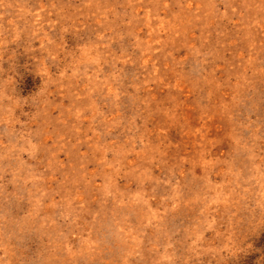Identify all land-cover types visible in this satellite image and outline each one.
Returning <instances> with one entry per match:
<instances>
[{"label":"rangeland","instance_id":"rangeland-1","mask_svg":"<svg viewBox=\"0 0 264 264\" xmlns=\"http://www.w3.org/2000/svg\"><path fill=\"white\" fill-rule=\"evenodd\" d=\"M0 264H264V0H0Z\"/></svg>","mask_w":264,"mask_h":264}]
</instances>
